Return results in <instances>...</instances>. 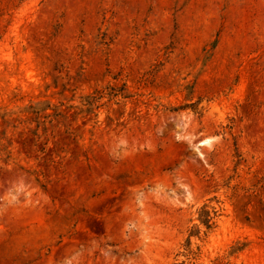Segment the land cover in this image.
Masks as SVG:
<instances>
[{"label": "rangeland", "instance_id": "374dc122", "mask_svg": "<svg viewBox=\"0 0 264 264\" xmlns=\"http://www.w3.org/2000/svg\"><path fill=\"white\" fill-rule=\"evenodd\" d=\"M0 264H264V0H0Z\"/></svg>", "mask_w": 264, "mask_h": 264}, {"label": "trees", "instance_id": "16d2710c", "mask_svg": "<svg viewBox=\"0 0 264 264\" xmlns=\"http://www.w3.org/2000/svg\"><path fill=\"white\" fill-rule=\"evenodd\" d=\"M204 223L209 227L210 226V220L209 219H206L205 221H204Z\"/></svg>", "mask_w": 264, "mask_h": 264}]
</instances>
